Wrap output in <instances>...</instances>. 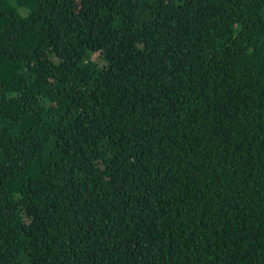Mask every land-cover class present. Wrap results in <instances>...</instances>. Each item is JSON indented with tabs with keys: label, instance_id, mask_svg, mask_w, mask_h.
Instances as JSON below:
<instances>
[{
	"label": "trees",
	"instance_id": "obj_1",
	"mask_svg": "<svg viewBox=\"0 0 264 264\" xmlns=\"http://www.w3.org/2000/svg\"><path fill=\"white\" fill-rule=\"evenodd\" d=\"M0 264H264V0H0Z\"/></svg>",
	"mask_w": 264,
	"mask_h": 264
},
{
	"label": "rangeland",
	"instance_id": "obj_2",
	"mask_svg": "<svg viewBox=\"0 0 264 264\" xmlns=\"http://www.w3.org/2000/svg\"><path fill=\"white\" fill-rule=\"evenodd\" d=\"M94 58H95V59H97V58H98L96 54L94 55Z\"/></svg>",
	"mask_w": 264,
	"mask_h": 264
}]
</instances>
